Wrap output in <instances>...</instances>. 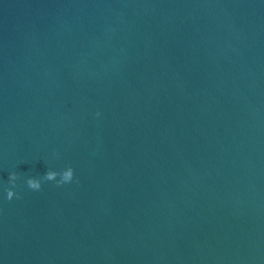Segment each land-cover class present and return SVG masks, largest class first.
<instances>
[{"label":"water","instance_id":"95a60500","mask_svg":"<svg viewBox=\"0 0 264 264\" xmlns=\"http://www.w3.org/2000/svg\"><path fill=\"white\" fill-rule=\"evenodd\" d=\"M0 264H264V0H0Z\"/></svg>","mask_w":264,"mask_h":264},{"label":"clouds","instance_id":"9594fccd","mask_svg":"<svg viewBox=\"0 0 264 264\" xmlns=\"http://www.w3.org/2000/svg\"><path fill=\"white\" fill-rule=\"evenodd\" d=\"M97 115H99V113H97ZM56 175H57L56 173L50 172L47 176V179L51 180ZM73 176H74V172L72 169L69 168L65 172V179L61 183L70 184L73 181ZM18 179H19V177L17 176V174H15V173L9 174V185L11 186V188L16 187V182ZM26 183H27L28 188L33 190V191H39L41 189L40 182L35 180V179H27ZM5 192H6L7 200H9V201L13 200V198L15 197V192L12 191L10 188L5 189Z\"/></svg>","mask_w":264,"mask_h":264}]
</instances>
